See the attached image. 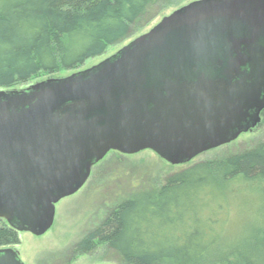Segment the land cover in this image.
Instances as JSON below:
<instances>
[{"label": "water", "instance_id": "water-1", "mask_svg": "<svg viewBox=\"0 0 264 264\" xmlns=\"http://www.w3.org/2000/svg\"><path fill=\"white\" fill-rule=\"evenodd\" d=\"M263 109L264 0H192L83 71L0 89V219L43 235L109 152L185 164Z\"/></svg>", "mask_w": 264, "mask_h": 264}, {"label": "trees", "instance_id": "trees-1", "mask_svg": "<svg viewBox=\"0 0 264 264\" xmlns=\"http://www.w3.org/2000/svg\"><path fill=\"white\" fill-rule=\"evenodd\" d=\"M161 2L0 0V88L78 69L127 38ZM262 178L264 141L159 183L143 174L136 186H116L104 215L71 252L118 264H264V212L241 240L225 236L221 218L238 181ZM19 242V232L0 219V248Z\"/></svg>", "mask_w": 264, "mask_h": 264}, {"label": "rangeland", "instance_id": "rangeland-1", "mask_svg": "<svg viewBox=\"0 0 264 264\" xmlns=\"http://www.w3.org/2000/svg\"><path fill=\"white\" fill-rule=\"evenodd\" d=\"M190 1L192 0H162L156 7V12L140 22L127 38L109 46L103 54L87 59L78 69L60 70L51 75H43L18 84L12 89H21L49 77L61 78L83 71L110 57L123 45L148 31L163 16ZM260 141H264V109L260 114V122L252 130L241 133L231 143L199 154L185 164L172 165L149 149L131 155L111 151L92 169L87 182L79 191L55 204L54 222L46 233L36 236L29 232H20L19 244L11 247L24 264H118L101 261L97 254L77 256L71 252L73 244L104 215L112 200L110 195L118 189L116 186L122 187L126 181H131L132 185L136 186L139 180L137 178L143 174L159 183L166 175L190 164L202 160L221 159ZM234 187L236 197L229 199L230 203L225 206L221 218L225 226V236L241 240L247 236V231L256 228V224L263 219L264 178L238 181Z\"/></svg>", "mask_w": 264, "mask_h": 264}, {"label": "flooded vegetation", "instance_id": "flooded-vegetation-1", "mask_svg": "<svg viewBox=\"0 0 264 264\" xmlns=\"http://www.w3.org/2000/svg\"><path fill=\"white\" fill-rule=\"evenodd\" d=\"M233 142V141H232ZM231 143V142H230ZM112 152H114V151H112ZM98 164V163H97ZM97 164H95L93 167H92V169L97 165ZM92 169H91V171H92Z\"/></svg>", "mask_w": 264, "mask_h": 264}, {"label": "snow or ice", "instance_id": "snow-or-ice-1", "mask_svg": "<svg viewBox=\"0 0 264 264\" xmlns=\"http://www.w3.org/2000/svg\"><path fill=\"white\" fill-rule=\"evenodd\" d=\"M0 264H2V262H0Z\"/></svg>", "mask_w": 264, "mask_h": 264}]
</instances>
